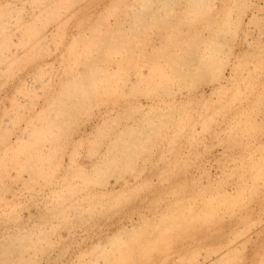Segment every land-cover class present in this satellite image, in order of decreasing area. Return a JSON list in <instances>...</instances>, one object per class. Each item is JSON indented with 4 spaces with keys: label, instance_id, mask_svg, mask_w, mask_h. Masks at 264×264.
<instances>
[{
    "label": "rangeland",
    "instance_id": "1",
    "mask_svg": "<svg viewBox=\"0 0 264 264\" xmlns=\"http://www.w3.org/2000/svg\"><path fill=\"white\" fill-rule=\"evenodd\" d=\"M190 1L0 0V264H264V0Z\"/></svg>",
    "mask_w": 264,
    "mask_h": 264
},
{
    "label": "bare ground",
    "instance_id": "2",
    "mask_svg": "<svg viewBox=\"0 0 264 264\" xmlns=\"http://www.w3.org/2000/svg\"><path fill=\"white\" fill-rule=\"evenodd\" d=\"M63 1H64V0H63ZM140 1H141V0H140ZM144 1H145V0H144ZM191 1H192V0H191ZM191 1H190V2H191ZM203 1H204V0H203ZM208 1H209V0H208ZM147 2H148V1H147ZM190 2H189V4H191ZM139 3H142V2H139ZM145 3H146V2H145ZM143 5H144V4H142V6H143ZM147 5H148V4H147ZM192 5H193L192 8H207V7L210 6V3H207L206 0H205V2H202L201 0H195V1L193 0L191 6H192ZM56 6H57V5H56ZM140 6H141V5H140ZM140 6H139V7H140ZM143 8H146V7H143ZM187 8H191V7H187ZM209 8H210V7H209ZM138 12H139V11H138ZM145 12H146V11H145ZM147 12H148V11H147ZM141 13H143V12H141ZM141 13H140V14H141ZM145 14H146V13H145ZM132 19H133V17H132ZM140 19H142V18H140ZM148 24H149V23H148ZM135 25H136V24H135ZM118 26H120V25H118ZM131 32H132V31H131ZM123 34H124V32H123ZM97 35H98V34L96 33V36H97ZM104 35H105V34H104ZM111 35H112V34H111ZM125 35H126V34H125ZM186 36H187V35H186ZM91 37H92V36H91ZM100 37H101V36H100ZM126 37H127V36H126ZM96 38H97V37H96ZM115 38H116V35H115ZM187 38H188V37H187ZM215 38H216V37H214V39H215ZM95 40H96V39H95ZM114 41H115V40H114ZM123 41H124V39H123ZM91 42L93 43L92 40H91ZM95 42H96V41H95ZM95 42H94V43H95ZM215 42H216V41H215ZM89 43H90V42H89ZM114 43H115V42H114ZM114 43L112 44V45H113L112 48L109 47V48L111 49L110 52H111V53H114V54H123L124 51H122L123 49H121L122 46H121V45H118V43H116V44L118 45V46H116ZM112 45H111V46H112ZM120 47H121V48H120ZM172 49H175V48H172ZM99 50H100V49H99ZM166 50L168 51V49H166ZM162 51H163V50H162ZM187 51H188V50H186V52H187ZM173 52H174V51H173ZM175 52H176V51H175ZM198 52H199V51H198ZM176 53H177L178 55H180V56L176 55ZM176 53H174V54L176 55L177 58H178V57H179V58H181V57L183 58V56H181V54L178 53V51H177ZM183 53H185V50H184ZM172 55H173V53H172V54H169V53L166 52V51L163 52V54L161 55V56H162V58H161V60H162V62H161L162 65L160 64V66H164V64L168 62V63H167L168 65H165V67H166V66H169V67H166V68H168V69H166V68H165L166 70L163 69V70H164V73H165L166 75L169 73V71L171 72V70H175V71L180 70V68L177 67V66H179V65H175V64H174L175 62H176V64H177L178 62H182V64H183V61L186 60V59L184 58V60L182 59L183 61H181V59H179L180 61H178V60H176V57L173 55V56L175 57V59H174ZM194 55H195V56H193V58H192V57H191V58L189 57V58H190V61H192L193 64H194L195 66H197V65H200V66L203 65V66H205L206 58L203 56V54H202V55H201V54H198V55H197V53H196V54H194ZM159 58H160V56H159ZM208 58H209V57H208ZM107 59H109V58H107ZM118 59H119V57L117 56L115 60L118 61ZM153 59H154V58H153ZM173 59H174V60H173ZM191 59H192V60H191ZM161 60H160V61H161ZM187 60H189V59H187ZM208 60H209V59H208ZM94 61H95V60H94ZM151 61L154 62V60H152V59H151ZM156 61H157V60H156ZM174 61H175V62H174ZM152 62H150V63H152ZM158 62H159V61H158ZM158 62H157V65L155 64L156 66H154V65L151 66L152 69H153V67H157V66H159V65H158ZM163 62H164V64H163ZM192 62H191V63H192ZM187 63H188V62H187ZM189 64H190V62H189ZM93 65H94V64H93ZM99 65H100V64H99ZM101 65H102V64H101ZM160 66H159V67H160ZM180 66H181V65H180ZM200 66H199V67H200ZM93 67H94V66H91V68H93ZM123 68H125V67H124L121 63H118V65H116V67H115L116 70H115L114 68H112V70L114 69L115 71H118V70L123 69ZM136 68L138 69L139 67H136ZM160 68H162V67H160ZM185 68H186V67H185ZM96 69H97V67H96ZM102 69H103V68H102ZM201 69H202V68H201ZM114 70H113L112 72H114ZM160 70H161V69H160ZM160 70H159V71H160ZM168 70H169V71H168ZM153 71H154V70H153ZM155 71H156V70H155ZM175 71H174V72H175ZM160 72H161V71H160ZM162 72H163V71H162ZM178 72H179V71H178ZM114 73H116V72H114ZM164 73H163V74H164ZM86 74H87V73H86ZM159 74H160V73H159ZM183 74H184V73H183ZM87 75H88V74H87ZM92 75H94V74H92ZM109 75H110V74H109ZM160 75H161V74H160ZM174 75H175V74H174ZM177 75H179V74H177ZM167 76H168V75H167ZM86 77H87V76H86ZM161 77H163V76H160V78H161ZM177 77H178V76H177ZM98 78H99V77L97 76V79H98ZM168 78H169V77H168ZM170 78H171V77H170ZM170 78H169V79H170ZM178 78H179V77H178ZM90 79H91V77H90ZM99 79H101V77H100ZM99 79H98V80H99ZM107 79H108V78H107ZM169 79H168V80H169ZM171 79H172V78H171ZM166 80H167V78H166ZM88 82H89V78H88ZM169 82H170V81H169ZM92 83H93V82H92ZM97 83L100 84L98 81H97ZM104 83H105V82H104ZM107 83H108V82H107ZM101 85H102V84H101ZM104 85H105V84H104ZM99 86H100V85H99ZM70 87H71V86H70ZM81 87H82V86H81ZM93 87H94V86H93ZM84 90H85V89H84ZM84 90H83V91H84ZM68 91H71V90H68ZM73 91H74V90H73ZM73 91H72V94H73ZM75 92H76V91H75ZM64 93H65V92H64ZM67 93H68V92H67ZM67 93H65V94H67ZM69 94H70V92H69ZM69 94H68L67 96H69ZM70 95H71V94H70ZM63 97H64V96H63ZM71 97H72V96H71ZM68 98H69V97H68ZM74 98H75V97H74ZM64 99H65V97H64ZM70 99H71V98H70ZM62 100H63V99H62ZM56 101H57V100H56ZM58 101H59V100H58ZM60 101H61V96H60ZM68 101H69V100H68ZM69 102H70V101H69ZM74 102H75V100H74ZM59 103H60L61 105H64V107H66V109L69 110V109L67 108L68 106H67V105L65 106V104H67L68 102H66L65 104H63V102H59ZM51 104L54 105L53 102H52ZM70 104H71V102H70ZM58 105H59V104H58ZM68 105H69V104H68ZM54 106H55V105H54ZM70 106H71V105H70ZM52 107H53V106H51V108H52ZM59 108H61V107H59ZM52 109H54V108H52ZM64 109H65V108H61V109H60L61 111L59 110V111L61 112V114H62L64 111H67V110H64ZM56 111H57V110H56ZM71 111H72V110H71ZM71 111H70V110L68 111V112H69V116L72 115V114L70 115V113H72ZM68 112H67V113H68ZM47 113H48V112H47ZM47 113H46V115H47ZM58 113H59V112H58ZM50 114H51V113H50ZM63 114H64V113H63ZM73 114H74V112H73ZM46 115H45V116H46ZM66 116H67V114H66ZM69 116H68V117H69ZM103 116H104V115H103ZM64 117H65V116H64ZM51 118H52V115H51ZM49 119H50V117H49ZM60 119H61V118H60ZM62 119H64V118H62ZM53 120H54V119H53ZM50 121L53 123L52 120H50ZM58 122H59V121H58ZM58 122H57V123H58ZM63 122H64V121H63ZM147 123H148V121H147ZM58 125H59V123H58ZM60 125H62V124L60 123ZM150 125H151V124H150ZM154 126H155V125H154ZM38 127H39V126H38ZM50 127H51V126H50ZM132 127H133V126H132ZM151 127H152V126H151ZM42 128H43V127H42ZM44 128H45V127H44ZM44 128L42 129L43 132L46 131ZM46 128H47V126H46ZM51 128H52V127H51ZM158 128H159V127H158ZM161 128H162V127H161ZM61 129H62V128H61ZM126 129H127V127H126ZM126 129H125V130L123 129V132H121V134H125V135H126V132L129 131V130H126ZM144 129H145V128H144ZM38 130H39V128H38ZM40 130H41V129H40ZM47 130H49V129L47 128ZM49 131H50V130H49ZM121 131H122V130H121ZM145 131H146V130H145ZM138 133H139V132H138ZM138 133H133V134H138ZM144 133H145V132H144ZM157 133H158V132H157ZM153 134H154V133H153ZM119 135H120V134H119ZM145 135H146V134H145ZM129 136H130V135H129ZM117 137H118V136H117ZM142 138H143V137H142ZM124 139H125V138H124ZM115 140H116V138H115ZM120 140H121V139H120ZM124 141H128V140L125 139ZM124 141L122 140V143H123ZM147 141H148V140H147ZM118 142H119V141H118ZM118 142H117V143H118ZM126 143H127V142H126ZM126 143H124V144H126ZM128 143H130V142H128ZM128 143H127V144H128ZM119 144H120V143H119ZM115 145H116V144H115ZM116 146H117V145H116ZM120 146H123V147H124V145H120ZM125 146H126V145H125ZM127 146H128V145H127ZM127 146H126V147H127ZM117 147H118V146H117ZM119 148H120V147H118V149H119ZM118 149H117V151H120V150H118ZM122 153H123V152H122ZM124 153H125V152H124ZM117 155H118V154H117ZM113 156H114V155H113ZM105 157H106V156H105ZM103 158H104V157H103ZM116 158H117V157H116ZM113 159H114V158H113ZM119 160H120V159H119ZM104 161H105V160H104ZM109 161H110V160H109ZM94 162H95V161H94ZM105 162H106V161H105ZM95 163H96V162H95ZM107 164H109V163H107ZM107 164H106V165H107ZM124 179H125V178H124ZM123 182H124V181H123ZM126 184H127V183H126ZM113 189H114V188H113ZM109 192H110V191H109Z\"/></svg>",
    "mask_w": 264,
    "mask_h": 264
}]
</instances>
